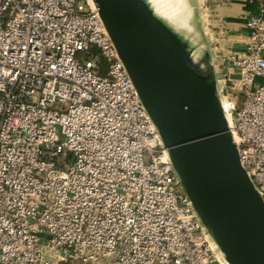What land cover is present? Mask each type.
<instances>
[{
  "label": "built area",
  "instance_id": "1",
  "mask_svg": "<svg viewBox=\"0 0 264 264\" xmlns=\"http://www.w3.org/2000/svg\"><path fill=\"white\" fill-rule=\"evenodd\" d=\"M244 26L217 82L264 199V0ZM225 261L94 1L0 0V264Z\"/></svg>",
  "mask_w": 264,
  "mask_h": 264
},
{
  "label": "water",
  "instance_id": "2",
  "mask_svg": "<svg viewBox=\"0 0 264 264\" xmlns=\"http://www.w3.org/2000/svg\"><path fill=\"white\" fill-rule=\"evenodd\" d=\"M193 208L229 264H264V199L240 161L209 50L192 63L143 0H93Z\"/></svg>",
  "mask_w": 264,
  "mask_h": 264
},
{
  "label": "bare ground",
  "instance_id": "3",
  "mask_svg": "<svg viewBox=\"0 0 264 264\" xmlns=\"http://www.w3.org/2000/svg\"><path fill=\"white\" fill-rule=\"evenodd\" d=\"M143 1L146 4H149L148 6L151 9V5L149 3V1L151 2V0H143ZM172 1L177 5L178 11L175 12L173 10L172 7L174 5L173 4L171 5L172 9L169 14L172 15V17L175 20H173L172 18L164 17L163 14L161 13L162 11L155 12L156 13L155 16L173 33L176 41L179 43V45L184 49V51L188 55L189 60L192 63L201 62V58L206 53V41L202 32V28L200 26V20L198 14L196 12V7H195L196 4L194 3L193 0H171V2ZM173 24H175V26H173ZM197 69L199 70L200 73L208 71L205 64L202 62L201 65L197 67ZM219 99L223 108L226 110L227 107H226L225 99L222 96H219ZM226 116L229 122L228 114H226ZM225 262L226 264H229L227 261Z\"/></svg>",
  "mask_w": 264,
  "mask_h": 264
},
{
  "label": "rangeland",
  "instance_id": "4",
  "mask_svg": "<svg viewBox=\"0 0 264 264\" xmlns=\"http://www.w3.org/2000/svg\"><path fill=\"white\" fill-rule=\"evenodd\" d=\"M157 1L151 0V2L153 4L149 1L150 5H151V10H152V13L154 14V16L156 14L155 12L162 11L161 13L163 14L164 17L172 18L173 20H175L172 17V15H170L169 13L171 12L172 7H173V10L175 12H177L178 11L177 5L173 1H172L173 2L172 3L171 0H157ZM193 1L196 4L195 5L196 12H197L199 20H200V26L202 28L203 35L205 37L206 47L209 50V57H205L202 60L212 61L213 69H214V72L216 74V78H218L221 74V68H220L219 62L217 61V57L221 53V50H223L221 47L219 48L220 44L223 43V41L220 40V38L222 36L225 37L227 34V33H225V34L219 35V32L217 30L219 29L218 27L220 26V24L217 25V22L213 19V16H212L216 12V6H217L216 4H217L218 0H193ZM171 5H173V6L171 7ZM239 5H240V7H239ZM244 5H245L244 3L235 2L234 7L235 8H237V7L241 8V10L243 12V6ZM154 7H156L157 9ZM230 7L233 8L232 6H230ZM246 9L244 8V11ZM170 21H171V19H170ZM173 26H175V24H173ZM218 40H220L221 42L219 41V43H218ZM227 42H228V40L226 41V44H224L225 48H227ZM255 80L261 81L262 78L259 76H256ZM217 87L218 88L220 87L219 82H217ZM222 97L225 99V103H226L227 108L229 106L230 101H231L230 104L231 105L234 104L235 106H237L240 103V95L238 94L235 97V92H231V89L228 87H225V90H223Z\"/></svg>",
  "mask_w": 264,
  "mask_h": 264
},
{
  "label": "crops",
  "instance_id": "5",
  "mask_svg": "<svg viewBox=\"0 0 264 264\" xmlns=\"http://www.w3.org/2000/svg\"><path fill=\"white\" fill-rule=\"evenodd\" d=\"M235 2L245 4L243 12L241 8L234 7ZM216 5L217 13L215 12L212 16L217 25L220 24L217 31L219 35L227 33L225 37L220 38L223 41L219 46L223 49L221 52L242 50L247 39V30L244 26L245 16L248 12L256 9L257 0H218ZM244 8L247 9L244 11ZM220 40H218V43ZM227 40V48H225L224 44Z\"/></svg>",
  "mask_w": 264,
  "mask_h": 264
}]
</instances>
